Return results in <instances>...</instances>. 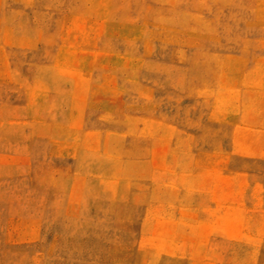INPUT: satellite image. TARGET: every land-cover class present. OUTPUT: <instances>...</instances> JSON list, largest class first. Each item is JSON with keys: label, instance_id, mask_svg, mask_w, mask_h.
Returning a JSON list of instances; mask_svg holds the SVG:
<instances>
[{"label": "rangeland", "instance_id": "obj_1", "mask_svg": "<svg viewBox=\"0 0 264 264\" xmlns=\"http://www.w3.org/2000/svg\"><path fill=\"white\" fill-rule=\"evenodd\" d=\"M0 264H264V0H0Z\"/></svg>", "mask_w": 264, "mask_h": 264}]
</instances>
